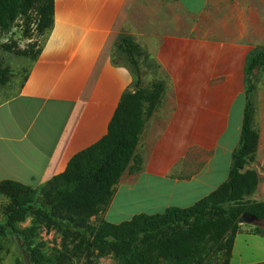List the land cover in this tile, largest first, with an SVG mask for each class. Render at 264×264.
Here are the masks:
<instances>
[{
    "label": "rangeland",
    "instance_id": "1",
    "mask_svg": "<svg viewBox=\"0 0 264 264\" xmlns=\"http://www.w3.org/2000/svg\"><path fill=\"white\" fill-rule=\"evenodd\" d=\"M188 8L196 14L201 5ZM36 27L37 15L31 11L27 21L18 19L10 32L0 36V69L9 71L6 78L13 77L14 83L23 78L21 67L29 63L41 42ZM159 33L164 36L142 42L139 62L143 88L156 86L161 96L146 117L134 159L114 188L112 205L101 216L110 224L127 222L141 214H162L169 207L192 206L196 199L188 194V181L190 177L202 176L206 166L213 167L219 177L215 185L227 177L239 142L245 66L251 54L264 52V0H209L193 20H185L182 15L179 22H166ZM3 45L11 50H5ZM22 52L30 54L22 56ZM254 84L253 129L259 141L255 159L247 169L260 177L259 189L252 198L261 202L264 69L255 73ZM9 90L3 93L9 94ZM200 115L207 116L208 124L193 135V125ZM159 159L163 166L156 168ZM134 166L139 170H132ZM8 204L7 198L0 195V222ZM32 222L28 217L19 227L28 228ZM95 223L92 218L90 225ZM35 226L34 243L48 262L63 257L68 264H120L111 255L100 256L93 251L84 250L73 256L78 243L75 237L66 239L65 234L52 227ZM259 227L264 228V223ZM254 229L255 226L240 224L230 264L264 262V238L254 235ZM21 247L15 239L0 238V264H28ZM207 261L222 263L219 255H212Z\"/></svg>",
    "mask_w": 264,
    "mask_h": 264
},
{
    "label": "trees",
    "instance_id": "2",
    "mask_svg": "<svg viewBox=\"0 0 264 264\" xmlns=\"http://www.w3.org/2000/svg\"><path fill=\"white\" fill-rule=\"evenodd\" d=\"M53 5L54 0H0V36L10 32L18 19L27 21L31 11L37 15L39 36H45L53 24ZM3 48L11 50L7 45ZM140 50L130 37H121L114 44L113 63L129 66L134 91L123 94L103 139L74 156L65 172L39 191L18 182H0V195L9 202L0 222V238L20 242L28 264H68L63 257L46 261L33 240L36 224L52 227L66 239L75 237L78 243L73 256L87 250L100 256L111 255L120 264H213L208 258L219 255L221 264H230L240 218L249 214L259 224L264 223V201L251 200L259 177L247 169L258 148L252 96L255 73L264 69V52L251 54L245 66L239 142L226 181L187 208L170 207L162 214H141L117 225L101 219L111 204L115 186L134 159L146 117L161 96L158 87L142 86ZM37 52H31L32 58ZM7 73L0 69V86L7 83ZM132 170L139 168L134 166ZM28 217L33 219L31 226L20 228ZM92 218L96 223L91 226ZM259 224L254 235L264 238V228Z\"/></svg>",
    "mask_w": 264,
    "mask_h": 264
},
{
    "label": "crops",
    "instance_id": "3",
    "mask_svg": "<svg viewBox=\"0 0 264 264\" xmlns=\"http://www.w3.org/2000/svg\"><path fill=\"white\" fill-rule=\"evenodd\" d=\"M208 1L54 0L52 27L22 65L23 78L0 86V182L39 191L64 173L74 156L107 135L123 94L132 91L129 66L113 63L115 42L130 37L141 47L164 36L159 32L166 22H179L182 15L193 20ZM198 4L192 14L188 7ZM206 117L196 119L193 135L207 126ZM162 166L157 160L156 168ZM216 175L206 166L202 176L190 177L189 196L197 202L215 191L227 179L216 186Z\"/></svg>",
    "mask_w": 264,
    "mask_h": 264
},
{
    "label": "water",
    "instance_id": "4",
    "mask_svg": "<svg viewBox=\"0 0 264 264\" xmlns=\"http://www.w3.org/2000/svg\"><path fill=\"white\" fill-rule=\"evenodd\" d=\"M239 223L240 224H247V225H251V226H257L259 224V221L255 217H253L249 214H244L240 218Z\"/></svg>",
    "mask_w": 264,
    "mask_h": 264
}]
</instances>
